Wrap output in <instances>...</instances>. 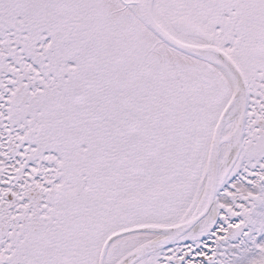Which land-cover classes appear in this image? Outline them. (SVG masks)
<instances>
[{
	"label": "snow or ice",
	"instance_id": "snow-or-ice-1",
	"mask_svg": "<svg viewBox=\"0 0 264 264\" xmlns=\"http://www.w3.org/2000/svg\"><path fill=\"white\" fill-rule=\"evenodd\" d=\"M0 264H264V0H0Z\"/></svg>",
	"mask_w": 264,
	"mask_h": 264
}]
</instances>
